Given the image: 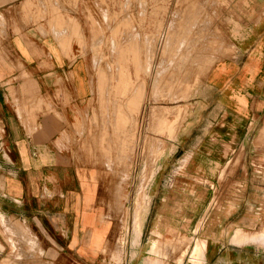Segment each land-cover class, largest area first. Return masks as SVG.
<instances>
[{
  "label": "rangeland",
  "instance_id": "obj_1",
  "mask_svg": "<svg viewBox=\"0 0 264 264\" xmlns=\"http://www.w3.org/2000/svg\"><path fill=\"white\" fill-rule=\"evenodd\" d=\"M17 4L16 31L22 25L35 36L55 40L62 38L54 34L55 27L65 31L70 48L65 52L58 45L68 63L82 64L88 93L71 107L68 120L53 100L68 105L74 95L69 90L61 96L42 95L38 76L22 71L16 79L24 86L26 79L33 78L37 90L22 88L14 103L19 106L24 100V118L33 136L46 127L39 118L60 123L49 142L74 165L81 187L92 185L89 209L96 218V229L107 234L97 251L82 252L80 246L67 250L74 220L69 214L30 220L0 210V264H155L153 249L149 258L136 251L137 235L134 246L130 230L137 234L139 225V247L151 241L155 175H160L161 185L164 180L170 185L176 176L183 179L200 174L193 170L203 163L202 157H193L181 172L186 164L181 158L186 156L178 138L191 125L192 117L206 114L202 97L206 96L208 72L236 50L224 23L230 0H20ZM1 16L0 22L5 24L6 18ZM61 82L73 88L71 72L55 80ZM35 128L39 130L34 132ZM263 130L264 116L253 126L245 146L247 152L253 151L244 155L240 149L227 156L219 168L220 178L231 179L233 166L251 163L252 178L264 181ZM63 136L66 139L59 146ZM3 179L0 172V187ZM88 190L82 188L84 196ZM92 229L82 230L80 243L84 238L86 245L91 242ZM181 237H187L190 244L195 241L179 263L184 246ZM200 240L184 233L172 240L158 239L156 255L167 258L162 264H188L191 249ZM203 248L205 245L204 254ZM198 254L196 251L194 257L199 258Z\"/></svg>",
  "mask_w": 264,
  "mask_h": 264
},
{
  "label": "crops",
  "instance_id": "obj_2",
  "mask_svg": "<svg viewBox=\"0 0 264 264\" xmlns=\"http://www.w3.org/2000/svg\"><path fill=\"white\" fill-rule=\"evenodd\" d=\"M18 2L0 0V16L6 18L5 24L0 22L3 26L0 29V131L3 133L0 172L4 177L0 210L30 220L69 214L68 218L74 220L70 222L72 232L67 250L80 246V251L91 253L104 246L107 234L103 229H96V218L89 209L92 185L81 187L74 165L49 142L54 127L60 123L39 118L46 127L43 133L33 136L29 121L24 118V100L20 107L14 103L22 88L37 90L33 78L26 79L24 86L21 79H16L22 71L31 72L40 80L42 95L53 97L59 93L61 96L66 90L74 95L68 105L53 100L69 120L71 107L78 105L88 93L85 73L81 63H68V57L60 49L61 46L66 52L70 48V40L63 35L65 31L53 29L56 36H62L57 41L52 36H35L22 25L16 31L15 19L20 16ZM230 5L224 23L236 50L208 72L206 96L202 97L206 114L192 117L191 125L178 138L186 156L181 158L186 162L179 166L181 172H185L193 157H202L206 162L202 160L193 170L195 174L200 173L198 176L183 179L176 176L170 185L166 180L161 185L160 175H155L151 241L139 247V236L138 246L134 245L135 234L130 230L131 244L136 246V251L147 253L149 258L153 249L151 259L155 264L167 259L156 255L158 239L172 240L178 233L202 238L192 247L188 264H264V248L257 246H264V228L260 229L264 226V181L252 178L251 163L233 166L231 179H222L219 174L227 156H234L240 149H244V155L253 151L247 152L245 146L252 138L253 126L264 116V0H230ZM67 72L73 77V88L64 82L55 83ZM63 139L66 136L58 140L59 146L63 145ZM82 188H89L85 196ZM199 222L200 227L194 232ZM87 228L92 229V235L86 245L87 238L80 243L79 234ZM178 239L184 245L180 263L191 242L187 237ZM194 241L195 238L192 244ZM196 251L199 258L194 257ZM171 264L177 263L171 261Z\"/></svg>",
  "mask_w": 264,
  "mask_h": 264
},
{
  "label": "bare ground",
  "instance_id": "obj_3",
  "mask_svg": "<svg viewBox=\"0 0 264 264\" xmlns=\"http://www.w3.org/2000/svg\"><path fill=\"white\" fill-rule=\"evenodd\" d=\"M186 19V18H185ZM56 28V27H55ZM138 35V34H137ZM169 43H170V41H169ZM168 43V44H169ZM172 43V42H171ZM156 80V79H155ZM156 83V82H155ZM123 105V104H122ZM126 105H128L129 106V104H126ZM118 107V106H117ZM120 107V106H119ZM131 107V106H130ZM127 108H129V107H127ZM124 130V129H123ZM115 132V131H114ZM108 133V132H107ZM112 133V132H111ZM106 148V147H105ZM145 172V171H144ZM147 174V173H146ZM151 174V173H150ZM147 178V177H146ZM149 179V178H148ZM145 180V179H144ZM146 182V181H145ZM148 182V181H147ZM143 185V184H142ZM144 186V185H143ZM142 186V187H143ZM144 188V187H143ZM144 195V194H143ZM147 197V196H146ZM148 198V197H147ZM135 231H136V233L137 234H135V235H137V239L136 240H138V238H139V233H140V227H139V225L138 224H136V228H135ZM141 234V233H140ZM246 240V239H245ZM251 240H254V239H251ZM249 240H247V242H248ZM251 243V242H250ZM253 243V242H252ZM263 243H264V241H263ZM254 244H255V241H254ZM258 244H259V241H258ZM261 244V243H260Z\"/></svg>",
  "mask_w": 264,
  "mask_h": 264
}]
</instances>
